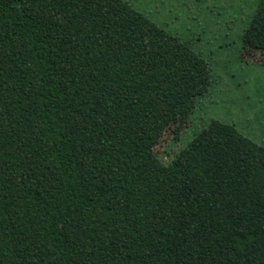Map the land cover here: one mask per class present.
Wrapping results in <instances>:
<instances>
[{"label": "trees", "instance_id": "16d2710c", "mask_svg": "<svg viewBox=\"0 0 264 264\" xmlns=\"http://www.w3.org/2000/svg\"><path fill=\"white\" fill-rule=\"evenodd\" d=\"M209 71L126 0H0V264H264V146L154 151Z\"/></svg>", "mask_w": 264, "mask_h": 264}, {"label": "rangeland", "instance_id": "374dc122", "mask_svg": "<svg viewBox=\"0 0 264 264\" xmlns=\"http://www.w3.org/2000/svg\"><path fill=\"white\" fill-rule=\"evenodd\" d=\"M201 53L194 87L154 151L168 162L217 119L264 146V0H126Z\"/></svg>", "mask_w": 264, "mask_h": 264}]
</instances>
